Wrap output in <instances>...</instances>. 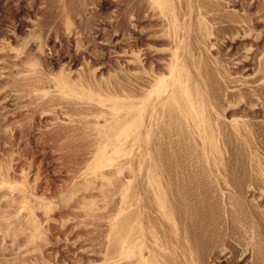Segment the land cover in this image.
<instances>
[{
  "label": "rangeland",
  "instance_id": "374dc122",
  "mask_svg": "<svg viewBox=\"0 0 264 264\" xmlns=\"http://www.w3.org/2000/svg\"><path fill=\"white\" fill-rule=\"evenodd\" d=\"M0 264H264V0H0Z\"/></svg>",
  "mask_w": 264,
  "mask_h": 264
},
{
  "label": "bare ground",
  "instance_id": "6f19581e",
  "mask_svg": "<svg viewBox=\"0 0 264 264\" xmlns=\"http://www.w3.org/2000/svg\"><path fill=\"white\" fill-rule=\"evenodd\" d=\"M173 91V90H172ZM177 218V217H176ZM181 219V218H180ZM184 219V218H183Z\"/></svg>",
  "mask_w": 264,
  "mask_h": 264
}]
</instances>
